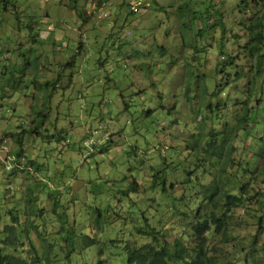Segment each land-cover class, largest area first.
<instances>
[{"label": "rangeland", "instance_id": "374dc122", "mask_svg": "<svg viewBox=\"0 0 264 264\" xmlns=\"http://www.w3.org/2000/svg\"><path fill=\"white\" fill-rule=\"evenodd\" d=\"M13 1L16 10L4 11L0 6V93L4 91L0 97V228L6 212L18 207L22 222L45 220L41 231L54 234L59 224L52 206L59 199L68 208L70 225L80 224L77 229L90 231L97 209H115L121 217L98 235L127 234L131 219L141 216L132 212L133 202L122 191L128 190L133 176L138 184L134 200L146 206L147 216L156 215L159 226L169 227L167 221L175 220L168 209L171 200L163 198L159 210L149 200L154 196L149 190L151 166L161 156L172 160L177 151L187 154L184 140L211 129V121L204 128L198 125L202 82L194 84L190 98L185 96L187 62L197 65L200 74L215 76L214 81L206 80L210 91L223 88L212 100L213 104L228 102L220 112L237 110L235 99L247 94V82L234 81L235 70L241 65L251 70V65L239 58V66L234 67L219 55L222 38L227 53L242 52L247 29L240 24L244 10L237 4L241 0H213L210 14L211 0ZM139 1L143 3L139 12L131 13L132 4ZM251 1L259 12L261 0ZM76 2L86 12L85 19L73 8ZM185 2L190 5L181 9ZM193 12L199 14L197 20L188 15L194 16ZM220 20L227 33L217 23ZM202 28L203 38L198 35ZM195 38L201 39L198 53ZM195 54L200 60H194ZM73 56L75 62L67 66ZM209 99L203 107H208ZM150 108L157 110L143 117L142 109ZM40 121L38 132L23 133L19 157L22 134L16 133ZM56 131L64 132L63 137ZM258 135L264 136V126ZM261 143L257 137L254 147ZM33 158L36 164L31 166ZM36 186L42 205L29 206V189ZM104 220L110 221V216ZM34 236L41 247L37 233ZM78 251L73 262L57 264H96V248ZM241 258L239 264H247ZM250 263L264 264V250Z\"/></svg>", "mask_w": 264, "mask_h": 264}, {"label": "trees", "instance_id": "16d2710c", "mask_svg": "<svg viewBox=\"0 0 264 264\" xmlns=\"http://www.w3.org/2000/svg\"><path fill=\"white\" fill-rule=\"evenodd\" d=\"M211 1L207 14L214 8ZM251 2L241 0L237 4L244 10L240 24L247 29L245 41L240 47L242 52L227 53L224 39L220 42L219 55L224 56L228 65L239 66V58L244 61L243 64L251 65V70L244 65L235 70L234 81L243 80L248 87L245 96L235 99L237 110L230 111V114L220 112L229 104L220 100L213 104L212 100L223 90H217L218 86L215 85L212 91L208 89L207 78L214 81L215 76L200 74L197 65L186 63L185 96L190 98L194 84L198 80L202 82L198 89L203 93L202 99L196 109V114L202 117L198 125L204 128L208 121L212 123L209 132L199 133V137L192 134L190 139L184 140L187 154L177 151L172 160L161 156L159 162L151 166L149 190L154 196H150L149 200L156 202V210H159L163 198L171 200L168 209L172 219L175 217L172 224L167 221L169 227L159 226L156 215L149 217L145 214L146 206L142 208L134 200L138 194V184L137 177L133 176L128 190L122 191L133 202L132 212H141V216L131 219L133 224L129 233L122 231L118 235L106 234V237L98 235L105 225L113 224L121 217L115 209H97V213L94 212L95 219L89 226L91 230L85 232L83 228L77 229L74 222L70 225L68 208L55 199L52 211L57 216L59 229L54 234H45L41 231V228L46 227L45 220L41 223L34 219L26 221L25 217L26 222H22L18 207H14V210L6 212V222L0 228V264L71 263L73 256L80 253L78 248L83 250L91 247L97 250L96 264H239L241 255V261L247 264L258 260L264 250V136L258 135L264 126V0H261L262 9L259 12L255 11ZM155 4L159 5L158 2ZM189 5L185 2L180 8L185 9ZM0 6L4 11H10L9 7L17 8L13 0H0ZM73 8L85 19L86 12L78 8L77 2ZM215 12L221 15L219 10ZM131 13L136 12L131 10ZM193 14L188 13L197 20L199 14ZM217 23L227 33L223 21ZM204 32V28L200 29L199 37L203 38ZM195 41L198 46L193 47L198 53L202 47L198 44L201 39L195 38ZM80 43L79 49L82 48L83 39ZM194 57L195 61L200 60L197 54ZM74 62L75 56L66 65L70 66ZM228 73L231 71L228 70ZM3 92L0 97H3ZM160 93L164 98L163 90ZM208 96L209 104L205 108L203 103ZM155 110L157 108L142 109L141 113L144 117ZM163 110L173 113L165 106ZM40 123L30 130L23 128L16 133L22 134L18 138L19 157L22 156L23 133L38 132ZM56 134L63 137L64 132L61 135L56 131ZM257 137L262 143L255 148ZM30 162L31 166L35 165V158ZM36 188L29 189V206L35 207V203L36 206L42 205L36 196ZM156 194L161 198H157ZM38 208L40 213L44 209L43 206ZM109 216L110 221L106 222L104 217L107 219ZM34 232L41 240V247L36 244Z\"/></svg>", "mask_w": 264, "mask_h": 264}, {"label": "built area", "instance_id": "2783aa9c", "mask_svg": "<svg viewBox=\"0 0 264 264\" xmlns=\"http://www.w3.org/2000/svg\"><path fill=\"white\" fill-rule=\"evenodd\" d=\"M142 4L143 3L141 1L133 3L132 6H131V10L134 11V12H139L140 7L142 6Z\"/></svg>", "mask_w": 264, "mask_h": 264}]
</instances>
